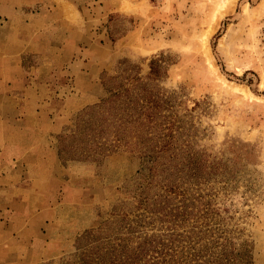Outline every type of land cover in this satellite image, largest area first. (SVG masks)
Listing matches in <instances>:
<instances>
[{
	"label": "rangeland",
	"instance_id": "obj_1",
	"mask_svg": "<svg viewBox=\"0 0 264 264\" xmlns=\"http://www.w3.org/2000/svg\"><path fill=\"white\" fill-rule=\"evenodd\" d=\"M226 1L0 0V264H80L194 163L178 232L264 264V0Z\"/></svg>",
	"mask_w": 264,
	"mask_h": 264
},
{
	"label": "trees",
	"instance_id": "obj_2",
	"mask_svg": "<svg viewBox=\"0 0 264 264\" xmlns=\"http://www.w3.org/2000/svg\"><path fill=\"white\" fill-rule=\"evenodd\" d=\"M118 115L120 118L112 132L115 147L122 143L124 145L129 144L125 139L129 121L124 119L126 116ZM111 116L114 118L113 115ZM108 122H110V118L104 115L102 122H98L94 134L91 136L93 141L86 139L85 142L98 143L99 138L111 129ZM166 136L170 137L171 134ZM109 141V138H104L101 145H96L97 151L101 153L105 149L107 151ZM168 150V145L165 143L159 149L141 148L134 151H138L142 158H148L149 163L153 162L149 168L150 175H153L152 173L158 175L154 164L159 157H163L162 154H167ZM88 155L86 154L87 157H89ZM177 168V165H173L171 168L162 169L161 173L164 176L160 187L165 189V193L160 191L152 197H149L150 194L144 197L143 192L140 197L137 196L136 208L139 211L132 218L129 217L130 214H124L122 220H115L112 227L115 229L112 232V237L96 242L94 247L85 251L80 264H253L249 258L245 260V257H241L239 253L233 255L235 250L227 251L223 248L218 251L214 246L192 242L190 236H187V240H185L183 234L178 232V225L188 218L189 204H186V200H184L183 205L170 206L171 200L168 193H172L174 196L184 193L185 191L181 190L182 186L179 180L183 177L182 175H185L184 172L188 177L187 180H191V177L197 175L198 166L194 163L193 166L189 165L186 170L183 166L178 171ZM151 216L157 218L151 220ZM146 218L152 226L156 220H159L162 225H166L167 234H160L156 231L148 233L142 222ZM181 240L184 242H180Z\"/></svg>",
	"mask_w": 264,
	"mask_h": 264
},
{
	"label": "bare ground",
	"instance_id": "obj_3",
	"mask_svg": "<svg viewBox=\"0 0 264 264\" xmlns=\"http://www.w3.org/2000/svg\"><path fill=\"white\" fill-rule=\"evenodd\" d=\"M227 1H228V3H229V0H227ZM227 1H226V2H227ZM235 1H236V0H235ZM232 2H234V0H230V3L227 5V7L231 6ZM234 3H235V2H234ZM75 16H76V15H75ZM207 43H208V35H207V33L205 32V33H203V37H202L203 50H204V52H205V54H206V57H207V59H208L210 65L213 66V64H211V63H212V61H211V55H210V53H209V48H207Z\"/></svg>",
	"mask_w": 264,
	"mask_h": 264
}]
</instances>
